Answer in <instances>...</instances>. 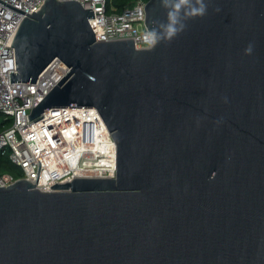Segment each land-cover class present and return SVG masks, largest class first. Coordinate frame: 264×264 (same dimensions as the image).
Instances as JSON below:
<instances>
[{
  "label": "water",
  "instance_id": "obj_1",
  "mask_svg": "<svg viewBox=\"0 0 264 264\" xmlns=\"http://www.w3.org/2000/svg\"><path fill=\"white\" fill-rule=\"evenodd\" d=\"M177 2L149 0L137 50L96 43L78 1L0 0L29 16L11 84L70 69L29 120L95 108L117 145L115 179L0 187V264H264V0H188L169 39Z\"/></svg>",
  "mask_w": 264,
  "mask_h": 264
},
{
  "label": "built area",
  "instance_id": "obj_2",
  "mask_svg": "<svg viewBox=\"0 0 264 264\" xmlns=\"http://www.w3.org/2000/svg\"><path fill=\"white\" fill-rule=\"evenodd\" d=\"M1 1L30 16L40 12L47 2ZM56 1H78L84 9L94 12L95 19L90 18L89 24L96 43L134 40L137 50H149L156 44V41L154 45L151 43L155 35L145 24V7L149 0H137L121 9L116 6L118 0ZM26 18L29 16L0 3V113L13 121L12 127L0 135L2 156H8L22 169L23 179L37 185L36 189L43 193H52L53 186L71 183L74 179H115L117 145L97 109L63 108L45 113L38 122L29 120L33 108L70 69L56 59L36 84H11V74L17 72L13 43ZM23 179L0 175V187H10Z\"/></svg>",
  "mask_w": 264,
  "mask_h": 264
},
{
  "label": "trees",
  "instance_id": "obj_3",
  "mask_svg": "<svg viewBox=\"0 0 264 264\" xmlns=\"http://www.w3.org/2000/svg\"><path fill=\"white\" fill-rule=\"evenodd\" d=\"M137 0H118L116 6L121 9L125 5ZM13 125L12 119L0 113V135L9 130ZM0 175H10L15 179H23L24 174L21 168L16 166L8 156H2L0 151Z\"/></svg>",
  "mask_w": 264,
  "mask_h": 264
},
{
  "label": "clouds",
  "instance_id": "obj_4",
  "mask_svg": "<svg viewBox=\"0 0 264 264\" xmlns=\"http://www.w3.org/2000/svg\"><path fill=\"white\" fill-rule=\"evenodd\" d=\"M187 3H188V0H178V2L174 5V11L169 13L170 24L167 28V35L169 39H171L177 34V29L175 27V23L177 20L176 13ZM204 12H205V8L203 5H201V7L194 10L193 14L203 15ZM151 43L154 45L155 40L151 41ZM251 51H252L251 47L245 49L246 53L250 54Z\"/></svg>",
  "mask_w": 264,
  "mask_h": 264
},
{
  "label": "rangeland",
  "instance_id": "obj_5",
  "mask_svg": "<svg viewBox=\"0 0 264 264\" xmlns=\"http://www.w3.org/2000/svg\"><path fill=\"white\" fill-rule=\"evenodd\" d=\"M7 153L9 154L10 152L8 151Z\"/></svg>",
  "mask_w": 264,
  "mask_h": 264
}]
</instances>
